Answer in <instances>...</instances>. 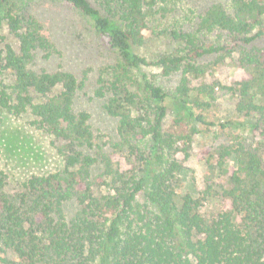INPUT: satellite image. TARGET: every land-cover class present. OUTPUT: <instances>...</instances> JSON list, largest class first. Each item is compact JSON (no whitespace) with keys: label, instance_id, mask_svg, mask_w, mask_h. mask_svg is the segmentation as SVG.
<instances>
[{"label":"trees","instance_id":"16d2710c","mask_svg":"<svg viewBox=\"0 0 264 264\" xmlns=\"http://www.w3.org/2000/svg\"><path fill=\"white\" fill-rule=\"evenodd\" d=\"M16 1L0 0V27L16 43L0 49L10 78L0 81V111L29 114L61 143L63 166L14 195L0 170V264H264V0L211 4L191 30L159 32L151 22L171 0H61L119 61L97 91L115 120L107 140L76 109L71 72L32 68L38 51L48 58L55 46L35 17L13 10ZM147 33L170 38L174 51L135 53ZM222 65L238 73L228 85L215 77ZM145 67L179 74L178 84L168 91L142 74L132 91L130 71ZM216 87L238 118L219 129L247 131L256 147L239 137L208 147L203 189L181 193L199 126L213 125L206 112ZM167 103L184 115L167 121Z\"/></svg>","mask_w":264,"mask_h":264},{"label":"rangeland","instance_id":"374dc122","mask_svg":"<svg viewBox=\"0 0 264 264\" xmlns=\"http://www.w3.org/2000/svg\"><path fill=\"white\" fill-rule=\"evenodd\" d=\"M94 5L93 0H88ZM230 0H171L164 5L163 11L157 14L151 22L155 32L172 30H191L197 18L211 4L228 6ZM14 11H22L26 15L35 17L42 25L46 36L55 46L54 52L47 58L38 51L34 61L35 71L48 72L69 71L78 83L75 99L77 110L89 114V125L93 135L108 139L115 133V120L110 118L102 109L105 97L97 94L102 89V82L110 79L112 70L118 66V58L105 42L92 31L89 19L76 10L65 5L61 0H17ZM146 40L140 47L133 48L135 53L147 60H154L158 55L172 53L175 44L170 38L146 34ZM16 48L15 39L7 28L0 27V49L5 44ZM216 58L204 59L203 62H213ZM146 74L151 82L174 90L179 81V74L162 77L159 70L152 67L131 70V80L127 83L130 89L137 92L141 85V75ZM237 78L238 73L232 72L222 65L215 71V77L222 84H229L226 78ZM230 77V78H231ZM210 79V78H209ZM0 81L10 83L7 74L0 73ZM209 82L211 80H208ZM139 94V92H138ZM215 102L206 112V119L212 126H199L202 132L194 138L190 157L184 164L180 192L201 191L203 189L205 159L203 153L208 147H216L226 142L230 143L235 137L242 138L246 145L256 147L257 139L247 131H222L219 124L226 120H237L233 112V101L227 91L216 87L214 89ZM168 105L167 121L175 115L184 113L175 105ZM240 121L242 119H239ZM32 117L25 113L19 116L0 111V170L6 176V192L10 195L19 193L21 184L31 176H41L60 170L63 158L58 152L61 143L43 130L36 128ZM264 159V151L261 152ZM203 159V160H200Z\"/></svg>","mask_w":264,"mask_h":264}]
</instances>
